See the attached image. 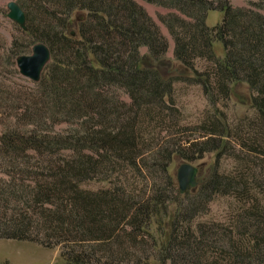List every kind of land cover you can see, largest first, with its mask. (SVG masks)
Here are the masks:
<instances>
[{
	"label": "trees",
	"instance_id": "obj_1",
	"mask_svg": "<svg viewBox=\"0 0 264 264\" xmlns=\"http://www.w3.org/2000/svg\"><path fill=\"white\" fill-rule=\"evenodd\" d=\"M175 2L158 1L183 15L160 17L173 38L174 58L192 70L196 59L213 63L208 76L198 80L209 97L228 98L231 85L239 82L247 83L254 94L256 117L250 133L238 131L233 142L252 157L246 155L237 176L214 173L196 194L185 192L174 213L169 207L177 200L166 196V187L126 191L120 181L97 192L81 188L92 175L118 164L140 175L149 166L138 143L145 145L138 125L162 123L171 111L166 104L173 103L172 81L164 80L154 64L161 62L167 43L134 0H20L25 34L51 51L37 85L52 119L59 113L77 126L68 138L49 143L72 149L71 159L50 163L30 182L14 177L3 182L0 238L45 247L63 244L66 264H152L151 256L161 264H264V207L256 206L247 188L248 182L264 188V17L219 2L223 19L209 26L208 11L217 9L213 1ZM76 10L87 11L78 38L65 33ZM215 42L222 44V58L216 56ZM142 47L147 50L143 54ZM119 91L128 96V104L121 102ZM207 127L204 139L178 146V151H187L183 158L193 160L210 151L220 155L233 148L216 121ZM9 146L16 153L18 147ZM158 164L166 175L165 166ZM216 194L243 200L222 234L193 224Z\"/></svg>",
	"mask_w": 264,
	"mask_h": 264
},
{
	"label": "rangeland",
	"instance_id": "obj_2",
	"mask_svg": "<svg viewBox=\"0 0 264 264\" xmlns=\"http://www.w3.org/2000/svg\"><path fill=\"white\" fill-rule=\"evenodd\" d=\"M8 1H16L20 4V0H0V191H2L0 193L5 191L3 182L10 177H14L16 181L30 182L33 177L42 173L43 167L50 163L56 164L59 160L71 159L72 149L62 145L52 146L49 143L68 138L77 126L76 122L67 120L59 113L52 119L49 106L46 105L44 94L38 87V83L20 74L16 64L17 57L31 55L33 45L44 42L26 35L16 22L7 17ZM134 1L150 16L167 43L161 62L155 61L154 64L164 80L172 81L173 91L170 97L173 103L166 104L169 109L172 108L164 114L162 123L158 120H150L144 126L138 125V132L145 145H141L139 141L138 143L149 165L142 175L125 163L118 164L116 168L100 170L99 173L83 181L80 187L97 192L120 181L126 187V191L132 188L147 193L149 189L153 191L155 187H166V196L177 200L169 207L170 212L174 213L176 203L184 196L179 192L176 177L177 169L181 164L191 163L197 167L198 185L188 190L190 195H194L214 173L237 176L243 169L242 163L246 155L252 157V154L242 152L233 142L239 135L238 131H243L242 134L250 133V124L256 117V110L251 104V96L254 94L245 82L232 84L228 98L218 96L214 98L205 94L198 80L208 76L213 63L206 59H196L194 70L206 73L200 76L176 60L173 54V38L160 20V17L170 14L182 15L177 9L158 3V1L167 4L176 3L175 0ZM209 1H213L217 7L216 10L208 11L209 26H215L223 19L224 13L218 9L219 2H227L234 8L244 9L248 15L249 12H258L264 17V0ZM86 17V10L74 11L65 33L69 35L70 32H74L75 37L78 38V25ZM214 50L218 58L224 56L220 42L214 43ZM140 51L143 54L147 50L142 47ZM117 94L121 102L126 104L130 102L125 93L119 91ZM212 119L219 124L224 132L223 137L232 142L233 148L229 146L226 152L220 155L217 151H210L193 160L183 158V155H188L187 151L183 149L178 151V146H183L191 140L204 139L203 127L210 128L207 126L213 121ZM12 144L18 147L16 153L10 152L9 145ZM159 150H162L163 154H159ZM82 151L85 154L91 152L90 149ZM158 163L165 166L166 175L161 172L160 166H157ZM247 188L256 206L263 208L264 188L251 182H248ZM240 200L242 199L234 194L214 195L208 202L207 208L197 214L193 224L205 225L210 230L217 228L222 234L223 230L233 224V219L242 204ZM6 205L11 209L12 204ZM155 231L152 226V232L157 236ZM63 249V244L45 247L33 241L0 238V262L4 264H66L61 256ZM150 262L161 264L154 256L150 257ZM165 264H171V262L166 261Z\"/></svg>",
	"mask_w": 264,
	"mask_h": 264
},
{
	"label": "water",
	"instance_id": "obj_3",
	"mask_svg": "<svg viewBox=\"0 0 264 264\" xmlns=\"http://www.w3.org/2000/svg\"><path fill=\"white\" fill-rule=\"evenodd\" d=\"M7 16L15 21L23 30H26V16L24 10L16 1L7 3ZM51 60V51L47 44L38 42L32 47L31 55H20L16 59L19 72L24 77L38 82L42 71ZM177 182L180 193L197 186V167L191 163H183L177 169Z\"/></svg>",
	"mask_w": 264,
	"mask_h": 264
}]
</instances>
